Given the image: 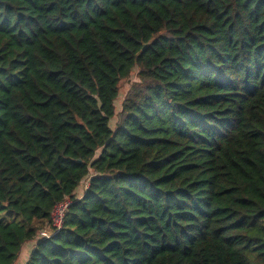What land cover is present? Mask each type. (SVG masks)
<instances>
[{
	"label": "trees",
	"instance_id": "1",
	"mask_svg": "<svg viewBox=\"0 0 264 264\" xmlns=\"http://www.w3.org/2000/svg\"><path fill=\"white\" fill-rule=\"evenodd\" d=\"M30 241L26 264H264V0H0V264Z\"/></svg>",
	"mask_w": 264,
	"mask_h": 264
},
{
	"label": "rangeland",
	"instance_id": "2",
	"mask_svg": "<svg viewBox=\"0 0 264 264\" xmlns=\"http://www.w3.org/2000/svg\"><path fill=\"white\" fill-rule=\"evenodd\" d=\"M134 81H136V74L135 73H134V75L132 76V78L129 81H125L124 83H122L121 89H120L119 98H118V100L115 103L116 107H117V113H119L121 111L122 102H123V100H124V98L126 96V93L131 88V86H132ZM116 123H117V118L112 120V124L111 125H112L113 128L116 126ZM81 190H83V188H81L80 191ZM33 242H36V241H30V242L25 243V245L23 246L22 251H21L23 256H24L25 252L27 251V248L30 247V245L33 244ZM21 262H22V259L20 260V263ZM17 264H19V262H17Z\"/></svg>",
	"mask_w": 264,
	"mask_h": 264
},
{
	"label": "built area",
	"instance_id": "3",
	"mask_svg": "<svg viewBox=\"0 0 264 264\" xmlns=\"http://www.w3.org/2000/svg\"><path fill=\"white\" fill-rule=\"evenodd\" d=\"M68 205H69L68 202H64V203L58 204L55 207L52 213V226L54 229L53 231L58 232L62 229ZM51 233L43 232L42 237H48L50 236Z\"/></svg>",
	"mask_w": 264,
	"mask_h": 264
},
{
	"label": "crops",
	"instance_id": "4",
	"mask_svg": "<svg viewBox=\"0 0 264 264\" xmlns=\"http://www.w3.org/2000/svg\"><path fill=\"white\" fill-rule=\"evenodd\" d=\"M35 245H36V242H33V244H31L30 247L27 248V251L25 252L24 256L21 253L19 261H18L19 264H26L27 263V261L30 257V254H31L32 250L34 249ZM21 259H22V262L20 263Z\"/></svg>",
	"mask_w": 264,
	"mask_h": 264
},
{
	"label": "water",
	"instance_id": "5",
	"mask_svg": "<svg viewBox=\"0 0 264 264\" xmlns=\"http://www.w3.org/2000/svg\"><path fill=\"white\" fill-rule=\"evenodd\" d=\"M148 45H145V47H147Z\"/></svg>",
	"mask_w": 264,
	"mask_h": 264
}]
</instances>
